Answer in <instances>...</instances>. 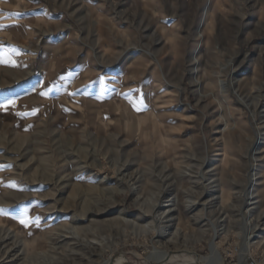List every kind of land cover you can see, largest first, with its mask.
<instances>
[{"label":"rangeland","instance_id":"rangeland-1","mask_svg":"<svg viewBox=\"0 0 264 264\" xmlns=\"http://www.w3.org/2000/svg\"><path fill=\"white\" fill-rule=\"evenodd\" d=\"M211 247L264 264V0H0V264Z\"/></svg>","mask_w":264,"mask_h":264},{"label":"bare ground","instance_id":"bare-ground-1","mask_svg":"<svg viewBox=\"0 0 264 264\" xmlns=\"http://www.w3.org/2000/svg\"><path fill=\"white\" fill-rule=\"evenodd\" d=\"M166 254H167V252L162 251L161 254H158L155 257L152 256L151 259L153 261L159 260L163 264V261L166 260ZM170 262H173V261H170ZM155 263L159 264L158 261H155L154 264ZM104 264H129V263H127V261L122 256H118V257L112 259L111 261L104 262ZM205 264H219L218 258L216 256V254L214 253L213 247H211V255L206 258Z\"/></svg>","mask_w":264,"mask_h":264},{"label":"snow or ice","instance_id":"snow-or-ice-1","mask_svg":"<svg viewBox=\"0 0 264 264\" xmlns=\"http://www.w3.org/2000/svg\"><path fill=\"white\" fill-rule=\"evenodd\" d=\"M10 103H12V102H10ZM21 223H25V221L24 220H21Z\"/></svg>","mask_w":264,"mask_h":264},{"label":"built area","instance_id":"built-area-1","mask_svg":"<svg viewBox=\"0 0 264 264\" xmlns=\"http://www.w3.org/2000/svg\"><path fill=\"white\" fill-rule=\"evenodd\" d=\"M251 264H255L254 262H252Z\"/></svg>","mask_w":264,"mask_h":264}]
</instances>
